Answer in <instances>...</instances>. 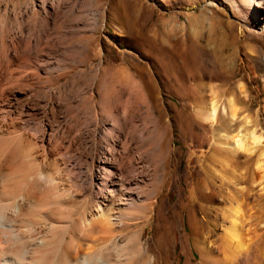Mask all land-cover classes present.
<instances>
[{
  "label": "bare ground",
  "instance_id": "obj_1",
  "mask_svg": "<svg viewBox=\"0 0 264 264\" xmlns=\"http://www.w3.org/2000/svg\"><path fill=\"white\" fill-rule=\"evenodd\" d=\"M261 1L256 0L255 12H247L260 31L264 29ZM35 2L44 15L52 10L53 5L44 0ZM220 36L211 32L207 42L214 46L210 55L221 70H227L224 53L237 43L234 37L229 42L223 32ZM42 38L0 37V205L19 209L16 216L3 212L0 223L22 233L21 239L34 241L25 246L32 264H79L80 257L110 241L123 248L124 259L119 264H191L194 253L199 257L196 264H264V225L249 231L250 238L245 240L239 211L219 212L217 219L226 225L216 237L214 231H201L196 218L185 219L183 211L160 212L161 200L140 204L139 187L147 191V197L157 199L174 172L172 166L169 169L170 152L165 148L168 140L165 150L157 147L153 151L163 127L159 133L157 128L160 139L153 136L158 139L153 140L155 146H141L140 140L153 138L149 121L142 122L141 128L137 125L140 111L144 110L142 118L146 115V119L155 114L145 89L141 93L139 84L129 77L123 84L122 70L103 67L100 52L95 54L94 69L71 70L75 56L70 43L46 40L40 48ZM56 45L65 47V64L55 62L60 52ZM260 62L264 64V59ZM82 78L86 79L83 85L79 83ZM205 85L200 88L202 94ZM202 109L204 115L209 113L208 102ZM94 127L97 133L91 135ZM222 132L216 151L225 150L229 158L239 156ZM157 161L165 165L159 170L153 167L149 184L146 168L140 165ZM40 174L46 179H39ZM169 213L170 223L165 218ZM180 229H188V235H180L183 263L173 258V230ZM146 230L152 233L149 241H144ZM0 264H17V260L4 250Z\"/></svg>",
  "mask_w": 264,
  "mask_h": 264
},
{
  "label": "rangeland",
  "instance_id": "obj_2",
  "mask_svg": "<svg viewBox=\"0 0 264 264\" xmlns=\"http://www.w3.org/2000/svg\"><path fill=\"white\" fill-rule=\"evenodd\" d=\"M44 1L53 5L46 15L34 0H0V37L41 36L40 48L45 46L46 40H66L75 56L71 70L89 66L94 69L98 63L95 54L100 52L103 67L122 70L123 84L129 77L139 84L141 93L145 89L155 114L152 113L150 119H146V115L142 118L145 113L141 110L137 125L141 128L149 121V128L155 127V134L149 129L151 138L161 136V140L153 138L144 143L140 140L141 146L153 147L156 142L153 140H157L153 147L155 152L157 147L164 149L168 140L165 148L170 152L169 169L172 166L174 172L157 199L147 197V191L139 187L140 204L161 200L160 212L183 211L185 219L187 216L192 221L196 218L202 225L199 226L201 231L205 234L214 231L216 237L226 225L217 219L220 211H239L247 236L245 240L250 238L253 230L263 228L264 172L255 168L259 151L251 158H229L225 150L223 153L216 151L220 147V131H227V122L220 119L216 127L208 126L203 122L202 109L204 102L209 101L211 89L217 88L231 95L236 91L237 81L243 80L251 99L240 102L246 104L254 117L258 115L260 125L264 126V64L260 62L264 59V29L255 28L247 15V12H255L256 0ZM211 32L220 38L223 32L229 42L234 37L237 43L224 53L227 70H221L210 55L214 46L207 38ZM56 48L60 52L55 62L65 64V47L56 45ZM50 62L53 64L54 60ZM66 81L64 79L62 83ZM85 82L82 78L79 83ZM205 84L207 90L202 94L200 88ZM197 85H200V92ZM237 97L239 99L238 93ZM61 123L63 126L64 121ZM97 130L94 127L91 135ZM157 131L162 134L157 136ZM86 144L87 147L90 145L89 140ZM146 163L142 162L140 167L146 168L144 175L147 172V183L150 184L154 168L159 170L165 162H150L152 166ZM165 218L169 223L172 221L170 213ZM173 231L176 238L174 262L183 263L180 235H188V229ZM151 236V231L146 230L144 241H149ZM198 258L194 253L191 264H196Z\"/></svg>",
  "mask_w": 264,
  "mask_h": 264
},
{
  "label": "clouds",
  "instance_id": "obj_3",
  "mask_svg": "<svg viewBox=\"0 0 264 264\" xmlns=\"http://www.w3.org/2000/svg\"><path fill=\"white\" fill-rule=\"evenodd\" d=\"M236 91L231 95L224 94L223 90L214 88L209 92V113L204 117V123L210 127H216L221 117L227 121V131L222 136L230 143L231 149L236 155L251 158L257 155L255 168L258 172H264V126L259 123L256 117L248 110L246 104L240 101H250L251 94L243 80L237 81ZM239 94V99L237 97ZM39 179L45 180L43 174ZM48 181L55 184L52 176L47 177ZM3 212H11L12 215H19V209L12 204L0 205V220ZM22 233L11 231L0 223V251L9 250L17 264H32L27 258L25 246L34 241L21 239ZM23 257V259H22ZM124 259V251L118 249L113 242H108L96 247L92 252L79 258V264H119Z\"/></svg>",
  "mask_w": 264,
  "mask_h": 264
}]
</instances>
